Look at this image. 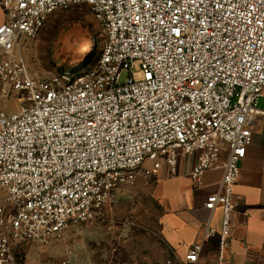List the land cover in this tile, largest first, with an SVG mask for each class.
<instances>
[{
  "label": "built area",
  "instance_id": "built-area-1",
  "mask_svg": "<svg viewBox=\"0 0 264 264\" xmlns=\"http://www.w3.org/2000/svg\"><path fill=\"white\" fill-rule=\"evenodd\" d=\"M79 4L103 28L99 58L34 74L19 44L55 10ZM0 5V264L15 263L14 242L45 245L71 221L94 218L114 188L140 173L151 177L163 165L176 173L180 156L198 155L191 175L200 182L226 149L220 189L205 204L223 211V260L240 162L264 114V0ZM201 250L192 244L180 264H196Z\"/></svg>",
  "mask_w": 264,
  "mask_h": 264
},
{
  "label": "crops",
  "instance_id": "crops-1",
  "mask_svg": "<svg viewBox=\"0 0 264 264\" xmlns=\"http://www.w3.org/2000/svg\"><path fill=\"white\" fill-rule=\"evenodd\" d=\"M7 20L0 5V24ZM264 110V94L260 100ZM264 114L257 119L253 140L241 160V178L235 188L237 205L232 211L230 237L224 248V259H219L223 211L211 210L206 201L220 189L226 161V149L218 165L208 169L200 182L193 179L192 168L197 154L180 156L177 172L169 173L163 165L151 177L153 197L163 207L161 228L165 241L176 257L184 260L188 248L201 243L202 250L196 264H264ZM99 215L88 221L72 224L62 235L45 245L18 244L14 264H118V246L107 250H93L95 226ZM211 230V231H210ZM58 255V262L51 260ZM66 261V262H64Z\"/></svg>",
  "mask_w": 264,
  "mask_h": 264
},
{
  "label": "rangeland",
  "instance_id": "rangeland-1",
  "mask_svg": "<svg viewBox=\"0 0 264 264\" xmlns=\"http://www.w3.org/2000/svg\"><path fill=\"white\" fill-rule=\"evenodd\" d=\"M103 43L104 31L91 7L79 4L55 10L34 38L21 41L19 51L34 74L48 75L65 68L92 66ZM126 76L124 72L122 80ZM152 186L140 176L134 184L111 191L96 211L95 217L99 215L100 219L95 226L93 250L119 245L118 264L181 263L164 239L163 207L153 197ZM5 196L6 190L0 189V201ZM77 223L71 221L67 227ZM58 259L55 254L51 260Z\"/></svg>",
  "mask_w": 264,
  "mask_h": 264
}]
</instances>
